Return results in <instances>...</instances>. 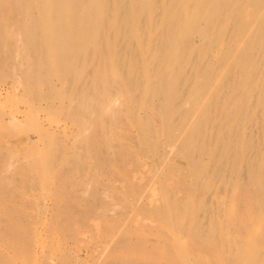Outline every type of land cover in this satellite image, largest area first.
I'll return each instance as SVG.
<instances>
[{"label": "bare ground", "instance_id": "bare-ground-1", "mask_svg": "<svg viewBox=\"0 0 264 264\" xmlns=\"http://www.w3.org/2000/svg\"><path fill=\"white\" fill-rule=\"evenodd\" d=\"M0 47L24 63L32 56L33 67L44 55L54 73L49 88L74 90L79 109L85 87L97 93L95 109L112 123L110 144L127 148L140 182L186 181V171L193 190H211L204 222L198 198L182 230L138 221L128 240L165 239L157 250L170 264L179 250L182 264H264V0H0ZM71 101L25 104L24 118L38 127L32 150L45 146L38 113L52 122ZM123 114L129 129L120 133ZM43 223L26 244L11 230L0 264H54L62 245ZM98 264H112L111 256Z\"/></svg>", "mask_w": 264, "mask_h": 264}, {"label": "rangeland", "instance_id": "rangeland-1", "mask_svg": "<svg viewBox=\"0 0 264 264\" xmlns=\"http://www.w3.org/2000/svg\"><path fill=\"white\" fill-rule=\"evenodd\" d=\"M27 56L28 62L24 63L11 50L0 47V243L10 241L13 230L19 244H26L41 221L44 230L62 245L61 252L54 246V264H62L59 256L66 264H74V256L80 262L91 263L92 259L96 264L110 256L112 264H170L163 251L157 250L158 243L162 246L165 239L148 236L142 241L129 237V241L126 231L138 221L148 228L158 227L163 221L182 230L191 218V210L198 205V198L203 199L197 206V217L202 223V217L212 209L208 202L211 190H193L186 171V181L169 185L144 179L140 182L137 168L129 167L127 148L118 151L110 144L112 123L108 115H98L97 93L84 88L82 112L80 96L74 90L63 94L49 88L54 73L48 69L46 57H38L41 62L33 67V57ZM68 99L72 105L54 116L52 122L38 113L45 146L32 150L38 127L24 118L26 103L37 108ZM13 103L17 104V113L10 107ZM11 114L17 119L14 126L8 124ZM117 128L120 133L129 129L124 114L119 117ZM120 133L116 136L128 145ZM175 165L186 169L181 159H175ZM230 215L229 212L227 230L232 235L237 219L231 221ZM97 234L101 235L98 240ZM86 251L90 252V259L85 260ZM178 253V264L186 262L181 256L186 254L180 250ZM234 264L238 262L234 260Z\"/></svg>", "mask_w": 264, "mask_h": 264}]
</instances>
